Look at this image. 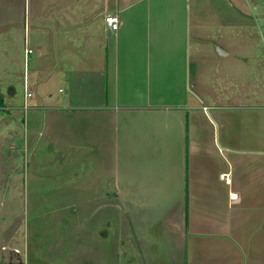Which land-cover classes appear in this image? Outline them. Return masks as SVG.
Returning <instances> with one entry per match:
<instances>
[{"label":"crops","instance_id":"obj_1","mask_svg":"<svg viewBox=\"0 0 264 264\" xmlns=\"http://www.w3.org/2000/svg\"><path fill=\"white\" fill-rule=\"evenodd\" d=\"M3 1L0 31L18 42L13 31L24 27L39 59L24 77V106L12 103L11 86L0 108L31 110L25 149H44L33 159L50 192L32 199L45 208L30 244L14 213L17 185L0 184V264H264V93L255 107L249 91L237 116V89L223 83L241 56L225 37L197 32L202 22L219 33L236 28L238 8L208 0L211 15L200 0H23L22 9ZM109 13L124 20L118 31ZM206 64L218 84L206 87L201 74L192 87L193 68ZM215 126L224 129L219 149ZM1 128L0 138L14 130Z\"/></svg>","mask_w":264,"mask_h":264},{"label":"rangeland","instance_id":"obj_2","mask_svg":"<svg viewBox=\"0 0 264 264\" xmlns=\"http://www.w3.org/2000/svg\"><path fill=\"white\" fill-rule=\"evenodd\" d=\"M19 2V9H22L23 0H19ZM230 2H232V5H235L239 11L236 28L227 29L224 31L225 33H219V25L213 23V26L211 23L204 24L202 22L200 26L203 28V30L198 29L197 32L199 31L203 35L207 34V36H210L212 39H217L221 36L225 37V41H231V44L234 45L237 54L241 56L238 57L232 72L229 71L234 79H232V81L223 83V87L229 86L231 89H237V103L239 108L237 116H240L242 113H244L240 110L245 108V105L242 104L253 103V105H255L259 102L256 97L264 93V0H230ZM2 3H4L3 0ZM199 5L201 7H205L206 12L213 15V12L210 10L212 7L208 0H200ZM19 13H21V11ZM195 26L196 25H194L190 31L192 33V38L195 36V32H193L195 30ZM212 26V29H208V27ZM6 32L9 33V31H0V93H2L7 99V94L10 87H15V89H17V93L12 103H17L23 107L25 98L24 77L26 75L28 80V65H30L32 68V59H39V56L35 49L34 41L32 43L29 41V32L26 33V29L24 27H22L20 31H13L15 37H20L18 42H16L15 38L14 40H8L5 35ZM26 47H31L33 52L26 55ZM212 59L213 60L210 62V64L214 63V68L217 69L216 64L218 65L220 63L215 61V56ZM192 61H194L193 56ZM192 65H195V68L197 66L194 63H192ZM202 65H204V63L201 62V66ZM198 66H200V63ZM214 73V70L208 69L207 64L205 71H199V73H196L195 69L193 68L190 80L192 87L195 79L201 74L202 75L200 79L201 81L204 80L203 85L206 87H209L210 85L215 87L218 82L216 77L214 78L213 76ZM29 74L32 80V71H30ZM219 76L223 78L222 73H220ZM56 85L60 86L59 83H53L52 88H58ZM249 91L255 92L253 93L254 100L251 103L244 100L247 99ZM256 91H260L261 93ZM206 99L208 103H213L212 94L210 96L207 95ZM9 102L10 100L5 101L6 104ZM6 106L7 105L0 108V119H5L8 122L2 124V128L1 126L0 128L2 130H6L9 128V125H11L14 130L13 133L10 131L4 133L3 136H1L2 138H0V184L6 186V183H8L9 186L8 181H11L12 187L13 183L14 186L17 185V187H15L16 190L14 189V198L12 200L15 202L20 201V205L14 206V213H17L15 216L18 217L19 223H21V219H23L27 228L29 227V241L30 244H32L31 233L33 232L32 227L35 225L33 221L38 219V216L42 214V211L45 208L41 205H32V199L37 197L40 193L50 192L46 184L41 186L42 183L46 182L44 179L48 176L46 173L42 172V170L45 168H43L42 165H37V161H35L44 149L41 150V152L40 150L34 151L31 147L25 149L23 137L25 136V130L28 132L31 128L29 120L30 117H32L31 110L22 108L18 110L14 106ZM25 106L27 107V105ZM206 113H208V111H206ZM28 121L29 124H27ZM241 123L243 122L239 121V124ZM208 125V121L203 123L204 129L206 128L209 131L210 127ZM215 128L216 144L217 148L219 149L220 144L218 138L224 136V129L217 126H215ZM32 132L33 130L31 128L30 133L32 134ZM11 140H13V143H11ZM12 144L13 147L10 146ZM41 146L44 147V144ZM34 155L35 160L33 159ZM35 165L38 167L35 168ZM75 170L76 168H74L73 171ZM19 186H21V188H18ZM32 189L35 196L32 194ZM75 193H78V191H74V194Z\"/></svg>","mask_w":264,"mask_h":264},{"label":"built area","instance_id":"obj_3","mask_svg":"<svg viewBox=\"0 0 264 264\" xmlns=\"http://www.w3.org/2000/svg\"><path fill=\"white\" fill-rule=\"evenodd\" d=\"M105 21L111 31H118L121 25H123L124 23V20L114 13L107 14L105 16ZM263 41H264V37H263ZM31 51H32L31 49L27 50V52H31ZM30 95L31 93L27 94V96H30Z\"/></svg>","mask_w":264,"mask_h":264},{"label":"water","instance_id":"obj_4","mask_svg":"<svg viewBox=\"0 0 264 264\" xmlns=\"http://www.w3.org/2000/svg\"><path fill=\"white\" fill-rule=\"evenodd\" d=\"M220 50V49H219ZM221 51V50H220Z\"/></svg>","mask_w":264,"mask_h":264}]
</instances>
